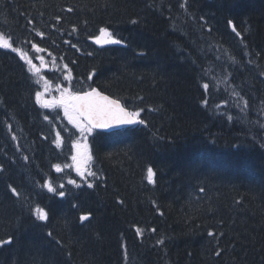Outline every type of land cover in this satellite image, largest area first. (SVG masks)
I'll return each mask as SVG.
<instances>
[{
    "label": "trees",
    "instance_id": "obj_1",
    "mask_svg": "<svg viewBox=\"0 0 264 264\" xmlns=\"http://www.w3.org/2000/svg\"><path fill=\"white\" fill-rule=\"evenodd\" d=\"M0 34V264H264V0H0ZM41 76L142 110L89 135L82 185Z\"/></svg>",
    "mask_w": 264,
    "mask_h": 264
},
{
    "label": "snow or ice",
    "instance_id": "obj_2",
    "mask_svg": "<svg viewBox=\"0 0 264 264\" xmlns=\"http://www.w3.org/2000/svg\"><path fill=\"white\" fill-rule=\"evenodd\" d=\"M135 23V21H133ZM231 23V21L229 22ZM42 36L43 33H40ZM96 43L98 44H107V43H121L120 40H116L112 37V34L108 31L107 28L100 29V35L96 38ZM0 47L11 48L12 44L8 39L4 38L3 34H0ZM33 47H36L33 45ZM13 51H19V49L13 48ZM36 51H40L39 48H36ZM42 59V58H41ZM30 67L28 68L29 72L33 74H38L40 69L32 64L31 60H28ZM65 67H67L65 65ZM91 79V77H89ZM39 83V81H37ZM208 85L204 84V88L207 89ZM57 91H59L60 96L58 99L52 100H43L42 97L46 92L49 91V82H45L44 92L37 91L35 93L37 103H40L42 107L45 108H54L56 106L63 107L64 116L67 117L69 123L73 124L77 129H79L80 135L85 140L87 135L93 133L96 129L107 130L120 128L121 126L135 125V124H144L145 121L139 119L140 113L142 110L137 111H128L119 100L111 99L108 96L103 95L97 89L92 88L88 91H78L73 92L69 88H61L57 85ZM45 119H48L46 116ZM100 134V133H98ZM55 143L59 146L61 143L60 134L57 133V138ZM77 154L72 156V160L75 162L76 172L81 176L85 177V171L83 170V165H86L91 159V156L87 155V145L76 144ZM81 147L84 148V151L81 152ZM54 168L57 172L61 171V166L59 164L54 165ZM148 179L151 182L153 178V170L151 167L147 169ZM87 175H95V173L88 172ZM70 184H76V181L69 180ZM78 186V185H77ZM92 187L91 184L88 185ZM44 187L48 189L49 192H55L56 189L52 186L51 182H45ZM63 185H61V188ZM11 191L19 195L16 192L15 188H12ZM59 196L63 197L65 193L60 191ZM35 218L39 221H46L48 219V212L44 208L37 205L34 209L31 210ZM81 221L87 220V215H82L80 217ZM139 231V229L137 230ZM51 235V233H49ZM211 235V233H210ZM11 239L8 241H0V245L4 243H10Z\"/></svg>",
    "mask_w": 264,
    "mask_h": 264
},
{
    "label": "rangeland",
    "instance_id": "obj_3",
    "mask_svg": "<svg viewBox=\"0 0 264 264\" xmlns=\"http://www.w3.org/2000/svg\"><path fill=\"white\" fill-rule=\"evenodd\" d=\"M4 38H6V37L4 36ZM6 39H8V38H6ZM9 42H11V41L9 40ZM20 53H21L22 57L24 58V60L27 62V64H28V60H31L32 64H34L37 68H39L41 70L44 69V68L52 69L51 67L48 66V64H47L48 61L46 60V58L43 55L33 56V55H28V53H23V54H22V52H20ZM28 66L30 67L29 64H28ZM37 75L39 76L40 74H37ZM40 80H41V89H40L41 92H44L45 82H49V91L46 92L45 95L42 97L43 100H52V99H58L59 98L60 93H59V91L56 90L57 89V85H59L61 88H69L71 90L69 85L63 86V83L55 84L52 80L50 81V80L44 78L43 76L40 77ZM56 107H60L63 110V107H61V106H56ZM51 109H53V108H51ZM76 130L78 131V137L74 141V145H73L74 152H73V155L77 154V148L75 147L76 144H80L81 146L86 144L87 145V150H86L87 151V155L90 156L91 155V150H90V146H89V143H88V136L89 135L86 134L87 135V139L85 140L84 138L81 137L79 129L76 128ZM80 151L83 152L84 148L81 147ZM71 160H72V158H71ZM90 166H91V160H89L86 165H83V170L85 171V177H81L76 172L75 162L72 160L71 169L74 170V172L78 175L77 178L80 180L78 183H76L77 185H82L84 182L85 183L88 182V179L91 176V175H87L88 172H91Z\"/></svg>",
    "mask_w": 264,
    "mask_h": 264
},
{
    "label": "water",
    "instance_id": "obj_4",
    "mask_svg": "<svg viewBox=\"0 0 264 264\" xmlns=\"http://www.w3.org/2000/svg\"><path fill=\"white\" fill-rule=\"evenodd\" d=\"M95 89H97L99 92H101L103 95H105V96H108V97H110L111 99H114V100H117L116 98H114V97H111V96H109L108 94H106V93H104V92H102L100 89H98L97 87H94ZM120 101V100H119ZM120 103L123 105V103L120 101ZM124 106V105H123ZM125 107V106H124ZM126 108V107H125ZM128 111H130L128 108H126ZM129 126H131V125H127V126H121L120 128H114V129H107V130H101V129H96V130H98V131H113V130H117V129H121V128H124V127H129Z\"/></svg>",
    "mask_w": 264,
    "mask_h": 264
},
{
    "label": "bare ground",
    "instance_id": "obj_5",
    "mask_svg": "<svg viewBox=\"0 0 264 264\" xmlns=\"http://www.w3.org/2000/svg\"><path fill=\"white\" fill-rule=\"evenodd\" d=\"M233 4V3H232ZM234 8V7H233ZM237 9V8H236ZM233 18V17H232ZM216 23V22H215ZM245 23V22H244ZM247 23V22H246ZM220 24V23H219ZM245 25V24H244ZM243 25V26H244ZM236 26V25H235ZM248 26H249V24H248ZM217 27H219V26H217ZM247 27V26H246ZM245 28V27H244ZM235 29V28H234ZM225 30V29H224ZM233 30V29H232ZM256 81V80H255ZM252 82V81H251ZM258 82V81H257ZM247 84H249V83H247ZM256 84V83H255ZM258 84H259V82H258ZM263 84V83H262ZM250 85V84H249ZM256 86H258V85H256ZM249 87H251V85L249 86ZM259 87H261V85L259 86ZM253 88V87H252ZM262 89V88H261ZM107 92V91H106ZM210 95V94H209ZM204 99V98H203ZM231 99V98H230ZM222 103V102H221ZM221 106V105H220ZM205 110V109H204ZM206 116V115H205ZM207 117H208V115H207ZM212 118V117H211ZM207 119V118H206ZM208 120V119H207ZM216 125V124H215ZM210 126V125H209ZM221 126V125H220ZM221 128V127H220ZM209 129V128H208ZM91 140V139H90ZM189 147V146H188ZM36 151V150H35ZM52 152V151H51ZM29 157V156H28ZM31 159V158H30ZM42 159V158H41ZM41 166V165H40ZM35 168V167H34ZM1 181V180H0ZM110 182V181H109ZM3 187V186H2ZM191 192V191H190ZM192 197V196H191ZM196 197V196H195ZM196 199V198H195ZM139 225V224H138ZM131 226V225H130ZM131 227H133V226H131ZM130 227V228H131ZM129 228V229H130ZM136 228H137V226H136ZM133 229V228H132ZM134 230V229H133ZM151 231V230H150ZM152 232V231H151ZM125 234H126V232H125ZM130 234V233H129ZM128 235V234H127ZM124 236H126V235H124ZM125 240H126V238H125ZM122 241H123V239H122ZM127 246V245H126ZM135 249V248H134ZM156 253V252H155ZM134 254V253H133ZM150 254V253H149ZM149 254H148V256H149ZM152 255V254H151ZM150 255V256H151ZM121 256V255H120ZM122 257V256H121Z\"/></svg>",
    "mask_w": 264,
    "mask_h": 264
}]
</instances>
